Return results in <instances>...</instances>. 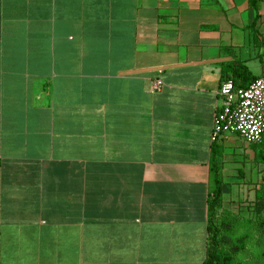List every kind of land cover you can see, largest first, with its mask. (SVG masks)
Returning <instances> with one entry per match:
<instances>
[{
  "label": "crops",
  "instance_id": "0c3cea01",
  "mask_svg": "<svg viewBox=\"0 0 264 264\" xmlns=\"http://www.w3.org/2000/svg\"><path fill=\"white\" fill-rule=\"evenodd\" d=\"M262 50L264 0H0V264H202L217 88Z\"/></svg>",
  "mask_w": 264,
  "mask_h": 264
},
{
  "label": "trees",
  "instance_id": "16d2710c",
  "mask_svg": "<svg viewBox=\"0 0 264 264\" xmlns=\"http://www.w3.org/2000/svg\"><path fill=\"white\" fill-rule=\"evenodd\" d=\"M228 78V77H226ZM225 79V78H224ZM233 83L237 86L240 84L235 82L234 78H230ZM243 86V85H242ZM245 86V85H244ZM221 138L218 136L211 141V153L209 160V186L210 191L207 197L208 204V220H207V237H206V247H205V257L202 264H238L237 256L242 255V247L238 245L236 228L239 224H236L234 228L235 220H242L241 216L235 213L221 212L219 210V201L221 194V147L218 145V140ZM262 138L258 142L250 143L252 146L257 145L261 142ZM217 147V149H216ZM259 158L264 163V154L258 153ZM260 198L259 193L254 191V199L258 200ZM264 203V196H261L260 202H253L251 207L255 213L253 221H248L252 223L253 229H245L248 234L255 233V239L259 244L260 255H264V215L261 212L262 205ZM230 217V218H229ZM241 222V221H240ZM239 222V223H240ZM244 231V232H245ZM232 236L230 240L229 237ZM245 239L251 238V235L244 237ZM262 245L263 251H260V246ZM264 264V263H263Z\"/></svg>",
  "mask_w": 264,
  "mask_h": 264
},
{
  "label": "built area",
  "instance_id": "2783aa9c",
  "mask_svg": "<svg viewBox=\"0 0 264 264\" xmlns=\"http://www.w3.org/2000/svg\"><path fill=\"white\" fill-rule=\"evenodd\" d=\"M259 68V74L245 86L235 85L230 78L220 81V103L212 115L211 141L218 136L236 135L253 143L264 136V50L259 54ZM150 85L156 89L160 81L154 79Z\"/></svg>",
  "mask_w": 264,
  "mask_h": 264
},
{
  "label": "rangeland",
  "instance_id": "374dc122",
  "mask_svg": "<svg viewBox=\"0 0 264 264\" xmlns=\"http://www.w3.org/2000/svg\"><path fill=\"white\" fill-rule=\"evenodd\" d=\"M258 153L264 154V136L262 137V140L259 144L253 146L249 143L246 144L242 142L239 138L235 139L233 146H229L228 149H226L225 154L229 156V159L226 161V165L224 167V181L228 183H232L234 181L240 182V184H253L254 187L259 186V188L255 190L259 193H262L261 185L264 184V163L259 158L260 155H257ZM236 187H238V185H236ZM242 197L243 196H237L235 203L236 205H230L229 201H225V204L228 208H232L236 211H239L245 216L250 215L248 217L250 221H253L255 211L250 208L253 207V205L250 203L260 202L261 195L260 198L256 201H247L245 198ZM245 202L248 204H244ZM242 218L244 219L235 220L236 222L234 224V228H236L237 223L239 224V226H237L236 228V235H239L240 233L244 232L245 229H253V225L252 223L250 224L248 218ZM229 239H232L231 235ZM250 251L251 257L249 258L250 261L248 264H258L257 260H255L256 258L253 259V257L257 254L258 248L255 245H250ZM260 251H263L262 245L260 246ZM262 259L263 257L261 256L259 264L262 263ZM241 261H243V259L240 256L238 257V262L241 264Z\"/></svg>",
  "mask_w": 264,
  "mask_h": 264
}]
</instances>
